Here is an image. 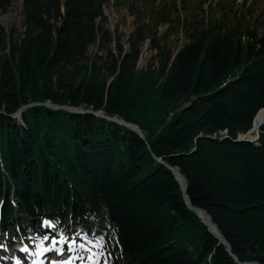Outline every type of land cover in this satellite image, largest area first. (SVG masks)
<instances>
[{
  "label": "trees",
  "instance_id": "1",
  "mask_svg": "<svg viewBox=\"0 0 264 264\" xmlns=\"http://www.w3.org/2000/svg\"><path fill=\"white\" fill-rule=\"evenodd\" d=\"M110 0H23L17 40L0 24V213L5 233L43 218L103 236L127 264H264V35L208 25L176 54L158 26L139 27L129 52L89 56ZM14 0H0V14ZM150 36L160 67L139 70ZM119 42V41H118ZM102 61V62H101ZM111 81L109 82V80ZM68 106L138 125L130 128ZM32 104H40L31 106ZM23 109L21 124L15 117ZM226 135L220 138V134ZM216 226L236 262L185 204Z\"/></svg>",
  "mask_w": 264,
  "mask_h": 264
},
{
  "label": "rangeland",
  "instance_id": "2",
  "mask_svg": "<svg viewBox=\"0 0 264 264\" xmlns=\"http://www.w3.org/2000/svg\"><path fill=\"white\" fill-rule=\"evenodd\" d=\"M104 15L107 20L105 29L114 41L109 45L104 42L101 48L99 34V40L89 48L91 58L98 55L103 59L108 51L117 54L118 46L129 52L135 32L146 25L158 26L161 46L175 54L190 42L191 37L198 36L200 31L215 23L223 34L239 27L241 37L247 34V30L257 37L264 35V0H110L104 6ZM22 20V0H15L7 13L0 14L1 26L8 34L13 33L14 40L23 32ZM147 36L148 40L141 44L137 65L144 71L160 67L158 52L151 49V34ZM3 54L0 49V57ZM8 241L0 233V242Z\"/></svg>",
  "mask_w": 264,
  "mask_h": 264
},
{
  "label": "snow or ice",
  "instance_id": "3",
  "mask_svg": "<svg viewBox=\"0 0 264 264\" xmlns=\"http://www.w3.org/2000/svg\"><path fill=\"white\" fill-rule=\"evenodd\" d=\"M60 223L59 219H45L39 226L55 231L59 228ZM70 231L60 228L56 236H42L41 241L36 244L35 255L43 256L47 252H54L57 256L64 257L65 253L68 254L66 259H54L50 261V264H77V262L79 264H99L102 257L104 258V264H109L111 253L105 255L106 242L103 236L98 237L97 240H92L88 238L87 233L77 232L74 235H69ZM45 242L49 243L46 245ZM0 248L6 251L7 245L0 242ZM20 251L32 254L27 245H21ZM4 258L6 259V257ZM15 264H20V260L17 259ZM40 264H44V262L41 261Z\"/></svg>",
  "mask_w": 264,
  "mask_h": 264
},
{
  "label": "water",
  "instance_id": "4",
  "mask_svg": "<svg viewBox=\"0 0 264 264\" xmlns=\"http://www.w3.org/2000/svg\"><path fill=\"white\" fill-rule=\"evenodd\" d=\"M46 105H48V106H50V107H53V108H60L59 106L53 105V104H51V103H47ZM64 108H68V109H70V110L76 111L77 113H81V111H80L79 109L74 108V107H64ZM21 112H22V109L20 110V113H21ZM85 113H91V112L85 111ZM96 115L101 116V117H104V118H107L102 112H101V113H97ZM107 119H109V118H107ZM117 122L122 124V122H119V121H117ZM123 124L126 125L127 127L131 128V129H132L133 131H135V132H136L141 138H143V133H142V131H141V129H140L139 126L134 125V124H126V123H123ZM239 140H240V141H243V140H245V139L240 137ZM247 141H250V140H247ZM158 161H159L160 163H162L164 166H166V167H167V168H168V169H169V170L175 175V170H176V169L170 167L168 164L164 163V162L161 161L160 159H158ZM175 178H176V176H175ZM176 180H177V179H176ZM177 182H178V181H177ZM182 192H183L184 199H185V201H186V204H187L188 208H189L191 211L195 212L196 214H197V211H200V212L203 213L204 216L207 218V220H203V219L197 214L198 217L202 220V222L208 227V230L210 231V229H209V224H208V215L206 214V212H205L204 210H202V209H199V208L194 207V206L191 204L190 199L188 198V196L186 195V193H185L183 190H182ZM210 232L216 237V239H218V241H219L221 244H223V245L226 246V248H227V252L230 254V256H231L236 262H238L237 258L232 254L231 249H230V246L224 241V239H223V237L220 235V233H219L218 231H217L216 233H214L213 231H210ZM246 264H257V263H246Z\"/></svg>",
  "mask_w": 264,
  "mask_h": 264
},
{
  "label": "bare ground",
  "instance_id": "5",
  "mask_svg": "<svg viewBox=\"0 0 264 264\" xmlns=\"http://www.w3.org/2000/svg\"><path fill=\"white\" fill-rule=\"evenodd\" d=\"M262 123H264V109L260 110L259 113L256 115L254 122H253V131L257 130ZM253 131L251 133H249L245 138L249 137V138L253 139L255 137V133ZM253 134H254V136H253ZM175 176H176L178 183L180 184L182 189L185 191L186 183H185L184 177L179 173L178 170H175ZM197 214L203 220H207V218L204 216V214L201 213L200 211H197ZM208 224H209L210 230L213 231L214 233H216L217 230H216L215 226L212 225V223L210 222L209 219H208Z\"/></svg>",
  "mask_w": 264,
  "mask_h": 264
}]
</instances>
